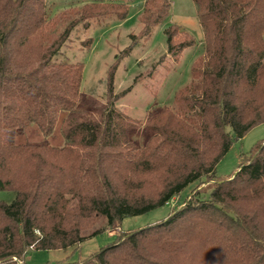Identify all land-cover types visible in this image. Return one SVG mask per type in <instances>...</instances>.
<instances>
[{
    "label": "trees",
    "instance_id": "16d2710c",
    "mask_svg": "<svg viewBox=\"0 0 264 264\" xmlns=\"http://www.w3.org/2000/svg\"><path fill=\"white\" fill-rule=\"evenodd\" d=\"M130 1L87 0L75 12L52 14L47 0H0V190L15 192L11 202L0 200V264L23 261L29 249L78 245L105 232V221L165 205L192 184L166 218L58 264H264V140L243 154L233 175L211 182L208 198L199 188L216 177L233 141L264 123V0H193L204 31L200 66L182 101L154 119L144 145L130 137L137 122L114 104L130 90L114 93L118 62L98 122L74 115L83 62L53 60L77 23L124 21ZM171 6L145 0L142 28L123 55L166 24ZM164 33L174 60L196 43L175 23ZM61 112L68 113L63 146L16 142L31 123L51 135Z\"/></svg>",
    "mask_w": 264,
    "mask_h": 264
},
{
    "label": "rangeland",
    "instance_id": "374dc122",
    "mask_svg": "<svg viewBox=\"0 0 264 264\" xmlns=\"http://www.w3.org/2000/svg\"><path fill=\"white\" fill-rule=\"evenodd\" d=\"M84 1L87 0H47V7L52 14L75 12L83 6ZM170 1L171 12L165 23L181 26L196 39L195 45L186 48L178 60H174L167 52L164 33L166 24L156 26L150 38H140L128 55H123L132 42V35H138L142 28L139 10L145 0H131L129 16L124 21L118 22L110 17L91 18L83 19L75 25L53 60L82 61L84 64L82 97L74 114L78 120H103L109 98L108 77L112 66L117 62L114 93L119 95L128 88L130 90L116 99L114 104L118 110L137 122L129 131L131 139L137 145H144L154 135L152 125L162 110L175 105L188 93V87L195 77L194 69L199 68L200 58L204 54V33L193 0ZM64 28L65 25H62L55 30L52 39L57 38ZM67 115V112L60 113L51 135L45 136L36 123H31L16 135V142H47L52 146H63L66 140L61 131V122ZM262 140L264 123L250 129L242 139L234 140L216 166V177L200 184L203 196H210L207 188L213 180L233 175L241 164L243 154H248ZM194 187L195 184L188 186L170 203L146 213L125 217L111 226L105 221V232L78 245L52 250L29 249L25 259L16 261V264H58L86 259L112 243L117 235L166 218L171 210L188 199ZM14 198L15 192L0 190V200L11 202Z\"/></svg>",
    "mask_w": 264,
    "mask_h": 264
},
{
    "label": "crops",
    "instance_id": "0c3cea01",
    "mask_svg": "<svg viewBox=\"0 0 264 264\" xmlns=\"http://www.w3.org/2000/svg\"><path fill=\"white\" fill-rule=\"evenodd\" d=\"M143 7V6H142ZM142 7L140 8V10H139V14H140V12H141V10H142ZM203 33H204V31H203ZM203 38H204V34H203Z\"/></svg>",
    "mask_w": 264,
    "mask_h": 264
},
{
    "label": "built area",
    "instance_id": "2783aa9c",
    "mask_svg": "<svg viewBox=\"0 0 264 264\" xmlns=\"http://www.w3.org/2000/svg\"><path fill=\"white\" fill-rule=\"evenodd\" d=\"M173 200V199H172ZM170 203V202H169Z\"/></svg>",
    "mask_w": 264,
    "mask_h": 264
}]
</instances>
